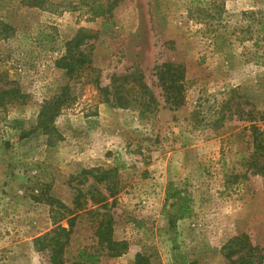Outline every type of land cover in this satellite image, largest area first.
<instances>
[{"label": "rangeland", "instance_id": "rangeland-1", "mask_svg": "<svg viewBox=\"0 0 264 264\" xmlns=\"http://www.w3.org/2000/svg\"><path fill=\"white\" fill-rule=\"evenodd\" d=\"M111 1V15L94 14ZM263 18L264 0H0V21L13 32L0 39V86L28 95L0 108V264H43L34 239L73 216L68 263L87 248L101 253L97 264H137V254L149 264H228L223 246L247 233L264 264V177L250 167L264 162L250 129L264 128ZM80 29L95 35L84 48L97 70L70 79L56 60ZM165 62L185 67L179 108L156 75ZM96 74L103 86L129 77L138 99L125 108L103 102ZM66 86L76 99L56 118L60 140L37 124ZM117 167L103 182L81 176ZM170 181L192 199L191 216L175 222ZM75 189L84 192L81 206ZM89 191L105 200L95 203ZM49 197L72 213L55 221ZM107 218L113 238L128 244L118 257L98 245Z\"/></svg>", "mask_w": 264, "mask_h": 264}, {"label": "trees", "instance_id": "trees-1", "mask_svg": "<svg viewBox=\"0 0 264 264\" xmlns=\"http://www.w3.org/2000/svg\"><path fill=\"white\" fill-rule=\"evenodd\" d=\"M116 4L117 1L108 2L107 6L101 3L92 9L96 16H103L106 14L111 15ZM259 24L260 30L264 31V18L259 21ZM12 33V27L9 24L0 21V39L8 38ZM94 38L95 35L90 30L80 29L66 42L65 52L56 60V65L58 68L65 70L70 79L80 78L88 69L92 73L97 70L93 66V58L90 51H87V49L84 48L89 40ZM260 58L264 65V54L261 55ZM155 70L158 81L163 89L166 102L173 108L183 106L185 104L186 90L184 65L181 63L176 64L173 62H165L162 65L156 66ZM92 81L101 92L103 102L113 107L125 108L129 106L134 99H138L134 84L128 87L127 83L131 82L129 77L113 75L111 86H103L98 74H96V77H93ZM132 81L140 86V91H142L143 96L144 94H147V87L141 82V80L133 79ZM10 84L14 83L11 81ZM27 97L28 95L22 92L21 88L16 85L10 87L0 86V108H5L8 104L13 102L24 103ZM75 99L76 96L72 95L70 86H66L62 89L60 94L43 104L39 113L37 127L43 129L47 134L56 135L58 139L62 140L63 136L57 131L55 121L62 108L66 104L73 102ZM151 100L154 101L152 95ZM250 129L252 130L255 154L263 157L264 128L253 123ZM30 133L31 131L23 134L22 137H27ZM49 145H52V142L49 141ZM250 167L253 169V173L260 174L264 177V162L260 159L255 158ZM118 169V167L110 171L102 170L101 168L83 169L81 171V176L85 177V180L87 176H92L95 181L103 182L112 176L115 177V172H117L116 170ZM81 182L84 181L81 180ZM75 190L77 191L75 201L81 206L80 197L84 195V192L81 189ZM110 191L112 195L116 193V182L112 184ZM88 193H91V199L95 203L105 200V197L100 194H93L91 191ZM166 200L173 201V204L178 206L177 214L172 219L173 222L191 216L193 211L191 206L192 199L189 197L186 189L179 188L174 182L170 181L166 189ZM47 203L50 204L51 211L54 212V216L56 217L55 221L64 218L66 211L72 213V210L68 209L55 197H49ZM62 208H65V211H59ZM75 221L76 216H73L68 219V227L57 225L49 232L34 239V250L44 257L45 261L43 264H97L100 261L101 253L96 251L90 252L87 248L80 250L78 260L72 263L66 261L65 253L75 227ZM96 236L98 238V245L101 247L102 251L110 257L121 256L128 249L126 241H117L113 238L111 218H107L100 222L96 229ZM223 252L228 260V264H262L263 262V255L261 253L262 249L258 245L252 243L250 236L247 233L231 238L223 246ZM136 259L137 264H149L148 260L141 254H137Z\"/></svg>", "mask_w": 264, "mask_h": 264}]
</instances>
